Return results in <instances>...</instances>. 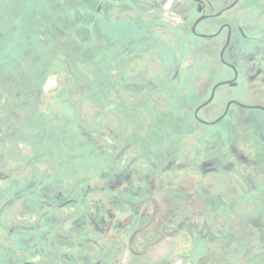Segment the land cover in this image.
<instances>
[{
	"label": "flooded vegetation",
	"instance_id": "flooded-vegetation-1",
	"mask_svg": "<svg viewBox=\"0 0 264 264\" xmlns=\"http://www.w3.org/2000/svg\"><path fill=\"white\" fill-rule=\"evenodd\" d=\"M82 9L99 36L87 43L74 25ZM52 41L63 51L91 44L96 67L107 68L101 82L78 73L86 84L70 87L82 100L45 116L19 93L44 82L56 58L67 66L65 53L47 51ZM188 50L198 58L183 72ZM218 67L228 75L214 80ZM18 71L29 73L21 84L0 85L14 94L0 105V145L20 135L41 164H4L0 151V264H118L116 255L100 258L102 248L146 253L167 241L189 264L203 256L227 263L233 244L264 264L261 218L245 219L243 233L245 220L232 217L245 183L255 213L264 203V0H0V77ZM222 86L253 96L223 97ZM37 89L42 95L43 84ZM83 99L94 116L83 118ZM217 178L225 186L214 193Z\"/></svg>",
	"mask_w": 264,
	"mask_h": 264
},
{
	"label": "rangeland",
	"instance_id": "rangeland-1",
	"mask_svg": "<svg viewBox=\"0 0 264 264\" xmlns=\"http://www.w3.org/2000/svg\"><path fill=\"white\" fill-rule=\"evenodd\" d=\"M80 15H81L80 18L78 19L74 18V21H75L74 25H79L77 26V28L79 30L82 29L81 34L84 37L83 42L87 43L89 41H92L93 36L94 37L96 36V38H98L99 36L93 33L95 26H94L93 20L87 18L86 10H83V9L80 10ZM67 17L68 18L72 17L70 12L68 13ZM56 19H57L56 15H53L51 17V21L56 20ZM212 24H214V21H208L206 23V25H212ZM51 43L53 44V47L51 49L48 48L47 51L49 53L50 52H56L58 54L65 53L67 56V60H66L67 66L65 67V65L63 64L64 63L63 58L62 59L56 58L55 61L52 62V65L49 67V70L47 71L44 82L43 80H40V78L37 77L38 80H40L39 83L38 81H34V80L30 81L31 85H33V89L30 92L28 91L26 93L25 92L19 93V95L24 99L35 100V103H34L35 113L44 114L45 116H48L49 114L53 112H61V110H64L66 106L68 107V105L64 104L67 101H72L76 106V103L82 100L74 95V93L72 92V88L70 87L74 85L84 86L86 84L84 82H81L80 78L76 76L78 75V73H83L85 76H87L86 77L87 79H91V80L96 79V80H99V82H101L100 81L102 79L101 75L103 74V72H105L107 68V65H103L104 68H102V70L96 67L95 64L97 63L98 59L96 58L94 54L93 45L91 44L87 46H83L82 50H80L76 44L69 43L66 46H64L65 50L63 51V49L60 47L61 44L59 42L52 41ZM194 43L195 45H203L205 44V41L195 39ZM197 58L198 56L194 51H191V50L186 51L185 55L183 56V58H181V61H180V68L183 69V72L191 68L194 65V61H196ZM146 62H148L147 63L148 65H151L153 67L156 66V62L152 61L151 59L147 60ZM141 63H144V61L136 62L135 66H133L132 68L136 69V71L139 70V68L142 66ZM37 64H38L37 71L40 73L43 67L45 66V64L41 60L37 62ZM26 73L28 72L24 71L21 73L20 71H18L15 73H5L1 75L0 77V79H2L0 82V85L2 84L4 86H8V84L12 83L15 80H17L15 84H18V83L21 84V82L25 80V76L27 75ZM227 75H228V70L226 68L218 67L214 74V80H221ZM20 76H22V78H20ZM15 84L13 83V85ZM40 84H43V88H44V92L42 95H40L37 89V85L39 86ZM56 89H57V92L55 93L53 90H56ZM219 93L223 97H232L237 100L246 101V102L249 101V98L251 96H253L252 94L245 92V90L241 87L235 88V89H229L226 86H222L220 88ZM12 95L14 94L10 92L7 87L6 88L4 87L3 92L2 93L0 92V105H2L4 101H6L7 99L11 98ZM87 101H88L87 99H83V102H84V104L82 105L83 118H85L86 116H94V109ZM233 110L237 111L234 108ZM244 114L247 115L250 119L260 116L258 112H254V111H246ZM69 116L71 117L70 113L68 114V117ZM94 120L96 121L97 119L95 118ZM262 122H264V120ZM205 131H210V129L206 128ZM262 133L264 134V128L262 130ZM68 144L70 145L72 143L68 141ZM13 146L15 147L17 146L16 148L20 150V157L14 156ZM13 146H11L8 143L5 144V146L3 147L0 145V151L3 153L1 154H2V158L4 159L3 160L4 164L12 165L15 162H17V160L19 159L22 160L23 158L26 159V157H28V159H26V162H21L22 165L27 164L29 159H31L30 163L32 164L33 163L41 164L40 161L35 160L34 158L31 157L32 149H33L32 144L22 139L20 135L18 136L17 140L13 142ZM21 174L24 175L25 173L22 172ZM247 174H251V170L245 173V177L247 176ZM215 183L217 184L218 188L215 187L211 190L214 193H219L220 192L219 188H222L225 186L224 185L225 180L217 178ZM1 184L2 183H0V185ZM252 185L253 184H250L248 186L245 183V185L243 184V186H241L242 187L241 189L237 190L238 192L237 195L240 199L241 204L238 206V208L235 209L234 211L235 214L232 217L237 218L238 220H245L250 217L251 218L255 217L256 215V217L261 218V220L264 223V203H261L258 205L257 212L255 213V206L252 201V198H253L252 195H253V189H254ZM262 186H264V184H262ZM262 191L264 192V190ZM16 210L17 209L14 208L12 209L11 212H15ZM229 222L232 224L235 223V221H229ZM247 223L248 222L246 220L242 222L243 227L240 230L243 233L247 232L249 229L246 226ZM190 224H193L196 226L195 227L196 231H201L203 229V221L198 219V217L193 218ZM233 232H235V230ZM127 238L128 237H124L123 239H125L126 241ZM136 244L137 246H140L141 244L140 240L137 241ZM234 246L235 244L231 245V248H227V250L229 249L227 263L222 261L220 258L210 259L209 256L206 258H203L204 257L203 256L200 260H197V257H196V261H197L196 264H239V261L241 260L243 261L244 264H255V255H254L255 253H252L250 249L245 248L244 245H242L240 248H233ZM141 249L142 248H132V251H130L129 248H102L101 250L102 252L101 254L100 253L99 254L101 255L100 258L106 261L109 259L110 256L116 255L118 257L117 259L118 264H138L141 261L143 262L145 260H147L149 264H161L163 261H166V260L170 261L172 264H189L188 258L183 257L180 254V248H178L177 241L165 242L164 248H147L146 253L145 252L144 253H133L134 251L139 252ZM233 249L239 250L238 252L239 254L233 255L234 254L232 252ZM203 250H204L203 248H196L197 252H200ZM211 250H215L219 252L218 248H211ZM95 253H98V252H95ZM134 258H136L137 260H133Z\"/></svg>",
	"mask_w": 264,
	"mask_h": 264
},
{
	"label": "trees",
	"instance_id": "trees-1",
	"mask_svg": "<svg viewBox=\"0 0 264 264\" xmlns=\"http://www.w3.org/2000/svg\"><path fill=\"white\" fill-rule=\"evenodd\" d=\"M5 31V37H8L9 36V34L8 33H6V30H4Z\"/></svg>",
	"mask_w": 264,
	"mask_h": 264
}]
</instances>
